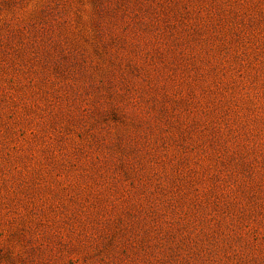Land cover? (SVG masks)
<instances>
[{
    "label": "rangeland",
    "instance_id": "obj_1",
    "mask_svg": "<svg viewBox=\"0 0 264 264\" xmlns=\"http://www.w3.org/2000/svg\"><path fill=\"white\" fill-rule=\"evenodd\" d=\"M0 264H264V0H0Z\"/></svg>",
    "mask_w": 264,
    "mask_h": 264
}]
</instances>
